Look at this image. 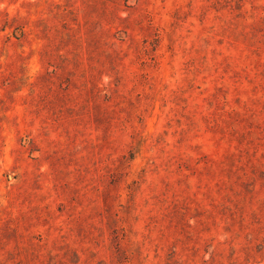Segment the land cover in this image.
<instances>
[{
	"label": "rangeland",
	"instance_id": "1",
	"mask_svg": "<svg viewBox=\"0 0 264 264\" xmlns=\"http://www.w3.org/2000/svg\"><path fill=\"white\" fill-rule=\"evenodd\" d=\"M0 264H264V0H0Z\"/></svg>",
	"mask_w": 264,
	"mask_h": 264
},
{
	"label": "trees",
	"instance_id": "2",
	"mask_svg": "<svg viewBox=\"0 0 264 264\" xmlns=\"http://www.w3.org/2000/svg\"><path fill=\"white\" fill-rule=\"evenodd\" d=\"M119 18L122 19L121 17H119ZM124 20H125V19H124ZM106 96H107V95H106ZM132 158H134V156H132ZM119 251H121V252H125V251H123L121 248H119ZM127 253L129 254L128 251L124 253V259H125V260L129 258V257H128L129 255H128ZM61 262H62V263H65V261H63V260H61ZM119 262H120V260H119ZM120 263H123V261H121Z\"/></svg>",
	"mask_w": 264,
	"mask_h": 264
}]
</instances>
